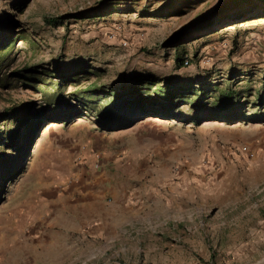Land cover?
Here are the masks:
<instances>
[{"label": "rangeland", "instance_id": "1", "mask_svg": "<svg viewBox=\"0 0 264 264\" xmlns=\"http://www.w3.org/2000/svg\"><path fill=\"white\" fill-rule=\"evenodd\" d=\"M0 38V264H264V0H0Z\"/></svg>", "mask_w": 264, "mask_h": 264}, {"label": "trees", "instance_id": "2", "mask_svg": "<svg viewBox=\"0 0 264 264\" xmlns=\"http://www.w3.org/2000/svg\"><path fill=\"white\" fill-rule=\"evenodd\" d=\"M224 9L225 8L221 9L219 17L216 20L211 21L210 24L213 23L212 25H220V26L233 24L234 22L241 20V18H242V16H244V14L245 15L247 14V13H236V14L230 15V14L225 13ZM255 9L256 8L249 9V11H250L249 13H252L253 11H255ZM45 23L52 28H57V26H58L57 20L54 18L46 19ZM12 48H13V45H12L11 41H7L6 39L0 38V68L8 60L9 55L12 51ZM175 63H176V66L178 67L182 64V60L179 59V57H176ZM134 82H135L134 83L135 85L133 87L121 89L120 92L117 93L118 95H115L112 93L109 96L110 97L112 96L111 98L113 100H115V99L118 100V98H119V99H121L120 101L122 102V99H126V97H125L126 94L133 95L134 91H136L135 88L143 87V89H146V88L147 89H149V88L153 89L155 86H157L156 83H153L154 80L151 77L146 78L143 81L141 79H137ZM144 86H147V87L145 88ZM188 91H189L188 87H184V88H182V87L178 88L177 87V88H174L172 90H165V91L158 90L155 93L157 101H154L151 106L154 108H157V109H162L166 112L170 111L171 109L178 108L179 106H177V104H174V102H178V104H179L182 101V99H186V98H188L189 100L191 99L190 97H187L188 94H190V93H187ZM95 93H97V91H95L93 89H88L86 91H82V94L84 96L80 97L78 100L85 102V103H89L95 99L94 97L91 96V94H95ZM57 99H59V98H57ZM136 102H139V101H136ZM61 104H64V101H61ZM129 105H130V107L128 109H131V111L138 109L137 107L133 106L134 103H130ZM138 107H139V109L137 111L139 112L141 108L139 105H138ZM197 107L198 106L194 103L193 108H197ZM125 108H126V105H124V106L123 105H120V106L113 105L111 108V111L116 112V113H120L121 114L120 117L125 118V115L127 112V109H125ZM12 114L14 116H16L15 109H14V113H12ZM11 140H12V138H10V139L9 138L8 139L2 138L1 134H0V145L12 146ZM2 166H4V160H1V162H0V168Z\"/></svg>", "mask_w": 264, "mask_h": 264}, {"label": "crops", "instance_id": "3", "mask_svg": "<svg viewBox=\"0 0 264 264\" xmlns=\"http://www.w3.org/2000/svg\"><path fill=\"white\" fill-rule=\"evenodd\" d=\"M126 211L121 209H112L111 207L105 208L103 211V219H102V230L107 231L112 229L114 223H121L122 219H125Z\"/></svg>", "mask_w": 264, "mask_h": 264}, {"label": "bare ground", "instance_id": "4", "mask_svg": "<svg viewBox=\"0 0 264 264\" xmlns=\"http://www.w3.org/2000/svg\"><path fill=\"white\" fill-rule=\"evenodd\" d=\"M189 127H191V124H186ZM252 125H243V128L245 127V129H250ZM237 127H239V124L237 125H227L226 123L219 121L217 119H211L209 118L208 120L204 121L201 126L200 129H210V130H218L221 131L222 133H226L228 132L230 129H236ZM254 127H262V125H256ZM241 128V127H240ZM254 129V128H253Z\"/></svg>", "mask_w": 264, "mask_h": 264}, {"label": "built area", "instance_id": "5", "mask_svg": "<svg viewBox=\"0 0 264 264\" xmlns=\"http://www.w3.org/2000/svg\"><path fill=\"white\" fill-rule=\"evenodd\" d=\"M184 64H187V62L185 61Z\"/></svg>", "mask_w": 264, "mask_h": 264}]
</instances>
